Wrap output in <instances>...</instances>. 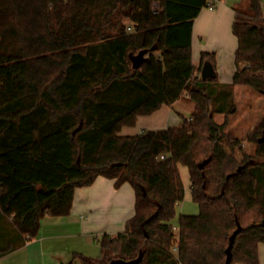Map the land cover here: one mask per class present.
I'll list each match as a JSON object with an SVG mask.
<instances>
[{"label":"trees","instance_id":"trees-1","mask_svg":"<svg viewBox=\"0 0 264 264\" xmlns=\"http://www.w3.org/2000/svg\"><path fill=\"white\" fill-rule=\"evenodd\" d=\"M207 0H0V213L27 240L44 217H67L77 188L98 177L128 183L135 214L101 256L68 264H259L264 244V114L249 132L255 153L222 146L237 112L235 87L264 96L263 0L235 10L236 72L203 80L215 54L192 59L195 19ZM158 7V13L154 12ZM130 28V31H128ZM145 52L133 69L131 56ZM216 73V72H215ZM187 96L191 122L121 136L139 116ZM215 115H224L223 123ZM164 156V159L162 158ZM187 167L196 215H180ZM176 249V251H175ZM14 247L0 248V257Z\"/></svg>","mask_w":264,"mask_h":264},{"label":"crops","instance_id":"crops-1","mask_svg":"<svg viewBox=\"0 0 264 264\" xmlns=\"http://www.w3.org/2000/svg\"><path fill=\"white\" fill-rule=\"evenodd\" d=\"M246 3V0H220V4L214 11L204 8L194 21L193 63L195 66L200 65L203 52L214 53L215 72L218 81L222 84H230L236 72L235 53L238 41L232 27L235 21V10ZM235 98L237 112L229 117L226 132L233 134L242 143L239 147L229 145L228 148H223L238 161H242L255 153L256 145L248 142L247 136L264 114V96L249 87L236 86ZM181 100H189V98L185 96ZM181 100L173 106L163 105L149 116H139L134 127L122 128L119 135L133 136L147 130L156 131L182 125L179 121L180 113L176 109L178 104L180 106L184 104ZM256 104L261 108L259 106L258 108ZM259 109L261 112L258 120L251 124L254 120L251 116L254 117ZM215 120L223 123L224 115H215ZM181 167L179 168L182 176L183 168ZM134 214L135 193L132 186L126 183L116 188L114 180L98 177L92 185L75 190L69 216L44 217L39 235L33 240H27L25 236L17 232L10 224L11 220L4 221L0 213V248L14 247L13 251L0 257V261L13 258L16 261L34 264L36 260L39 262L44 257L46 251L64 243L63 251H61L64 254L58 257L54 255L51 263L66 264L64 263L65 253L69 254L71 250L68 246L69 242H73L79 251L82 250L79 246L82 241L84 244L87 241L94 243L93 241L97 242L105 235L116 236L124 231L126 222ZM259 264H264V244L259 245Z\"/></svg>","mask_w":264,"mask_h":264},{"label":"rangeland","instance_id":"rangeland-1","mask_svg":"<svg viewBox=\"0 0 264 264\" xmlns=\"http://www.w3.org/2000/svg\"><path fill=\"white\" fill-rule=\"evenodd\" d=\"M246 2H248V0H246ZM212 11H214V10H212ZM263 16H264V0H263ZM181 101H184V104H182L181 106L178 104L176 109L180 113V115H179L180 120L179 121L181 123H183L185 121V119H187V120L190 119V117L192 115L191 112L193 111V102L190 99L189 100H181ZM256 106H257V104H256ZM258 106L260 107V105H258ZM260 112H261V110L259 109L258 112H256L254 114V117H253V115L251 116L252 117L251 119H254V120H252L251 124H254L255 121L258 120ZM229 145L230 144L227 141L222 142V146L224 148H228ZM181 168H183L182 169V181H183V184L185 187L186 194H185L184 201L177 206V214H176V217H175L174 222H173L176 229L178 228L180 215H196L199 213L198 205L193 202L192 197L190 196V188H189L190 187V181H189L188 169L185 166H182ZM100 240H101V238H100ZM99 241H97V242L93 241L94 243L87 241L85 244L82 241L79 245L82 250H79V251L76 249L75 244L73 242H69L68 246L71 248V250H69V254L67 251H65L67 253H65L66 260L64 263H66V264L70 263L71 261L74 260V257L76 255H83V256L92 257V258H99L101 256V247H100L101 241L100 242ZM63 244H59V246L52 247L50 250L46 251L44 253V257L41 258L39 260V262H37V260H36V262L34 264H36V263L37 264H52L51 260H52V257L54 255L56 257H58V256H62V254H64L61 252V251H63V247H64ZM0 264H28V263L22 262V261L21 262L16 261V259H13V258L12 259L5 258L2 261H0ZM75 264H81V263L78 261V259H76Z\"/></svg>","mask_w":264,"mask_h":264},{"label":"water","instance_id":"water-1","mask_svg":"<svg viewBox=\"0 0 264 264\" xmlns=\"http://www.w3.org/2000/svg\"><path fill=\"white\" fill-rule=\"evenodd\" d=\"M145 55H146L145 52H140L139 54L130 57L133 69H136V70L140 69V67L145 62ZM215 76H216V73L214 71L213 65L210 62H206L202 67L201 78L203 80H208V79L215 78ZM238 231L239 230H237L230 238L229 246L226 250L225 264H231L232 248H233L234 240H235V237H236ZM109 264H135V263L134 262H125V261L119 260V261H112Z\"/></svg>","mask_w":264,"mask_h":264},{"label":"built area","instance_id":"built-area-1","mask_svg":"<svg viewBox=\"0 0 264 264\" xmlns=\"http://www.w3.org/2000/svg\"><path fill=\"white\" fill-rule=\"evenodd\" d=\"M218 4H220V0H207V5H206L205 9H208V10H211V11L212 10H215L216 9V6ZM154 12L155 13H158L159 12L158 11V7H155ZM128 31H130V28H128ZM192 120L193 119L190 118V119L187 120V122H191ZM162 158L164 159V156H162ZM175 251H176V249H175Z\"/></svg>","mask_w":264,"mask_h":264}]
</instances>
